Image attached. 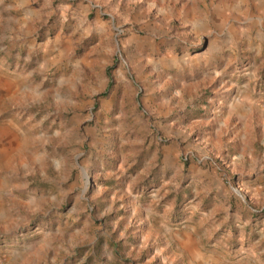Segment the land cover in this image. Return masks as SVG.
Wrapping results in <instances>:
<instances>
[{"label": "rangeland", "instance_id": "obj_1", "mask_svg": "<svg viewBox=\"0 0 264 264\" xmlns=\"http://www.w3.org/2000/svg\"><path fill=\"white\" fill-rule=\"evenodd\" d=\"M15 31L0 264H264V0H0Z\"/></svg>", "mask_w": 264, "mask_h": 264}, {"label": "crops", "instance_id": "obj_2", "mask_svg": "<svg viewBox=\"0 0 264 264\" xmlns=\"http://www.w3.org/2000/svg\"><path fill=\"white\" fill-rule=\"evenodd\" d=\"M21 35L22 34H21L20 31H15L14 33H12V35H10L8 37L7 40H5L6 39L5 36H1L0 37V41L2 39H4L3 42H2V44H0V54L2 56L1 59H0V62H1L0 63V72L1 73H2L3 70H5L6 72L9 71V73H10V71H11L10 69L11 68L6 69L3 65H5V66L8 65L6 61H7V58L9 57L8 54H9L10 48H12L14 44H17V47H18V50H19V47L22 45V41H21L22 36ZM11 40H12V42L10 43ZM11 56L12 57H11V60L10 61L12 63L15 62V64H16L17 63L16 62V58L19 57V52L12 53ZM1 75L4 76V74H1ZM7 83L8 82H4L3 79H2V77H0V97L3 94L2 92H4L5 90H7V87H8Z\"/></svg>", "mask_w": 264, "mask_h": 264}]
</instances>
